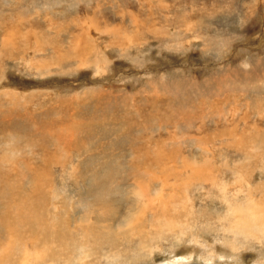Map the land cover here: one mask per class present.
Here are the masks:
<instances>
[{"label":"rangeland","instance_id":"1","mask_svg":"<svg viewBox=\"0 0 264 264\" xmlns=\"http://www.w3.org/2000/svg\"><path fill=\"white\" fill-rule=\"evenodd\" d=\"M0 264H264V0H0Z\"/></svg>","mask_w":264,"mask_h":264},{"label":"bare ground","instance_id":"2","mask_svg":"<svg viewBox=\"0 0 264 264\" xmlns=\"http://www.w3.org/2000/svg\"><path fill=\"white\" fill-rule=\"evenodd\" d=\"M29 217V216H28ZM31 219V218H30ZM5 222V221H4ZM7 222V221H6ZM8 226V225H7Z\"/></svg>","mask_w":264,"mask_h":264}]
</instances>
